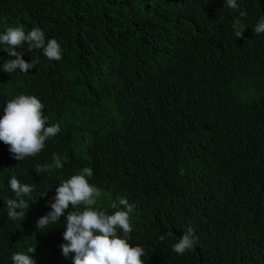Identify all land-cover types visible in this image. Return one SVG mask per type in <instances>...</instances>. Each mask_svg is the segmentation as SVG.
Returning <instances> with one entry per match:
<instances>
[{"label":"trees","instance_id":"16d2710c","mask_svg":"<svg viewBox=\"0 0 264 264\" xmlns=\"http://www.w3.org/2000/svg\"><path fill=\"white\" fill-rule=\"evenodd\" d=\"M237 2L247 16L225 0H0V34L39 27L64 49L55 61L24 44L37 67L9 74L14 57L0 48V117L8 100L35 95L61 129L22 161L0 141V264L30 247L36 264H73L64 217L46 230L37 220L84 167L102 190L96 207L133 204L129 243L145 247V264H264V33L253 31L264 0ZM54 154L64 168L37 174ZM12 176L34 186L23 220L7 215ZM189 226L199 243L178 255Z\"/></svg>","mask_w":264,"mask_h":264},{"label":"clouds","instance_id":"9594fccd","mask_svg":"<svg viewBox=\"0 0 264 264\" xmlns=\"http://www.w3.org/2000/svg\"><path fill=\"white\" fill-rule=\"evenodd\" d=\"M228 8L239 10V17L247 16V12L240 10L237 0H225ZM233 22L235 37H242L247 26L240 18ZM256 35L264 33V17L253 29ZM27 44L28 51L42 49L43 55L49 60L59 61L63 58L64 49L55 38L46 40L44 31L39 27H32L25 31L24 27H8L0 34V45L8 54V59L3 64V71L9 74L17 69L27 74L29 69L37 67L38 60L26 61L23 54L17 49ZM44 104L35 95L19 94L7 101L4 114L0 117V141L8 146L10 154L18 161L28 157H35L46 147V142L60 133L59 123L48 125V117L43 112ZM52 163L38 165L34 170L37 174L51 172L53 169H63L67 156L53 155ZM183 175V169H181ZM93 169L84 167L78 174H73L69 179L62 180L55 187V195L47 201L51 211L42 215L37 220V229L46 230L50 225L57 224L64 217L63 240L60 245L62 255L73 256V264H145L143 257L146 255L144 246H132L129 237L133 230L130 213L133 204L121 197L119 204L124 206L109 214L106 210L96 207L102 197V190L90 183ZM9 186L15 198L5 201L7 215L12 220H23L25 210L29 207V197L34 191L32 184L22 183L17 177L12 176ZM45 191L41 196H46ZM82 207V210H77ZM113 209L117 204L111 205ZM19 209V211H17ZM175 234V232H174ZM173 235L168 233L167 236ZM162 236L161 239H164ZM199 240L194 228L189 226L183 236L172 245V251L184 255L198 245ZM35 247L28 248L29 254L15 253L11 259L13 264H36V259L31 255Z\"/></svg>","mask_w":264,"mask_h":264},{"label":"water","instance_id":"95a60500","mask_svg":"<svg viewBox=\"0 0 264 264\" xmlns=\"http://www.w3.org/2000/svg\"><path fill=\"white\" fill-rule=\"evenodd\" d=\"M170 233L174 234V232H173V231H172V232H170ZM162 236H165V234H164V235H162ZM162 236H161V237H162Z\"/></svg>","mask_w":264,"mask_h":264}]
</instances>
